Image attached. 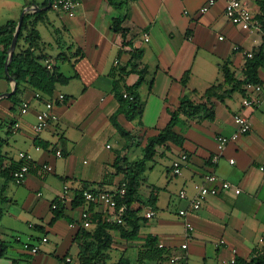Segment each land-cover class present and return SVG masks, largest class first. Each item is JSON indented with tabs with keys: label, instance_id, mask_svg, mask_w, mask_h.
<instances>
[{
	"label": "crops",
	"instance_id": "1",
	"mask_svg": "<svg viewBox=\"0 0 264 264\" xmlns=\"http://www.w3.org/2000/svg\"><path fill=\"white\" fill-rule=\"evenodd\" d=\"M45 1L30 4L19 0L11 4L12 9L23 10L34 5L44 8ZM78 1L73 17L56 12L57 21L53 23L46 14L36 27L41 35L39 52L52 57L45 65L52 63L71 78L68 84L56 86L54 99L58 95L67 98L64 105L56 108L59 121L43 133L34 132L36 115L44 109V104L36 98L37 92L26 85L20 87L17 99L0 100L1 118L3 115L9 119V114L16 111L10 123L2 118L1 128L7 129L6 137L0 136L6 157L3 164L9 165L13 160L33 165L23 185L13 180L6 183L0 178V190L5 188L8 199L0 202V242L6 246L0 264H52V257L59 264L65 263L68 257L74 260L73 264H78L83 245L94 242L88 234L97 230L99 220L106 222L108 214L102 205H87L84 193L116 191L126 180L128 167L144 159L148 141L168 125L171 112L180 106L183 98L203 102L202 97L211 86L224 84L220 65L225 63L231 65L237 79L243 80L245 64L250 59L247 54H255L264 46L263 25L253 31L234 26L225 15L226 0H216V5L206 14L199 11L209 0ZM247 2L257 16L264 0ZM18 17L8 22L19 21ZM119 18L124 19L121 28L127 30L125 38L112 27ZM48 28H52V36ZM43 29L47 30L46 35ZM146 36H149L148 42ZM54 37H59V45L58 54L52 56L47 50L53 47ZM135 50L142 52L139 69L146 70L138 90L143 111L135 120H129L123 113L118 115L116 125L112 118L121 104L116 97L115 83L118 82V92L125 94L126 87L134 86L140 78L130 66L131 53ZM61 54L63 60L56 62L55 58ZM259 78L262 93L256 92L257 86L250 85L245 88L246 95L237 91L223 101L213 99V117L182 116L176 133L185 139L183 148L172 143L156 146V155L149 161L154 163L159 156L173 155L168 175L182 178L180 192L185 190L190 200L196 196L194 184L202 182L206 174L214 173L221 181L232 184V189L209 197L199 211L190 213L188 220L194 232L189 241L185 238V220L179 211L188 209L190 203L180 198V192L176 199L170 197L164 201L157 187L149 185L142 197L146 164L138 199L132 206V210H139L137 216L142 220L139 238L129 241L122 238L119 230H109L113 244L107 254L117 253L119 245L113 248L118 243L139 255L149 236L155 237L158 245H164L170 255L181 253V245L187 242L188 264H232L234 259L251 261L263 253L264 173L259 168L264 166V68H260ZM13 90L11 81L0 79V95ZM245 99L260 102L248 108L243 104ZM12 101L19 102V110H15ZM25 102L30 109L21 115ZM236 115L249 119L251 131L231 143L217 163H213L217 138L237 132ZM18 123L20 129L14 131ZM120 128L129 136H123ZM37 140L48 143L49 148L37 146ZM112 140H116L117 148L111 144ZM130 146L142 150L132 160L128 159ZM57 151L62 152V157H57ZM21 154L27 156V161ZM182 154L189 155V161L184 164L182 175L175 176L172 164ZM45 165L51 166L52 171L44 170ZM236 189L241 193L236 194ZM78 194L82 198L76 201ZM56 200L60 201L66 217L53 222L52 205ZM172 207L176 208L174 213L170 212ZM143 208L144 216L140 213ZM85 210L93 217L89 228L82 223ZM151 211L155 216L148 219ZM34 231L42 236L35 237ZM7 233L13 238L10 243L5 240ZM23 235L28 237L26 242L22 240ZM44 238L48 241L43 242ZM52 238H56L57 244L47 248ZM27 245L36 247L38 253L32 254L25 248ZM9 248L17 252L14 257L7 254ZM118 253L124 255V252ZM123 255L109 264L118 263L122 258L133 264ZM148 263L152 262L145 264ZM134 264H138V258Z\"/></svg>",
	"mask_w": 264,
	"mask_h": 264
},
{
	"label": "trees",
	"instance_id": "2",
	"mask_svg": "<svg viewBox=\"0 0 264 264\" xmlns=\"http://www.w3.org/2000/svg\"><path fill=\"white\" fill-rule=\"evenodd\" d=\"M54 0H46L44 6L48 7L49 3ZM261 12L257 14L256 18L261 22L264 27V2L261 3ZM47 12L32 13L27 12L24 17L23 26L19 34L17 48L13 56V60L9 66L10 77L17 83L16 92L9 97V100L17 99L20 93V87L26 85L33 89L37 94L41 95V99L53 100L55 97V90L57 85H66L70 82L71 78L62 74L56 65L52 70H49L45 62L52 59V57L41 54L39 52L41 44V35L37 30V25L42 22ZM122 19H116L113 23V30L115 33H120L125 38L127 30L121 28L123 23ZM18 21H9L4 26H0V79L10 81L5 73L6 64L9 61L11 45L17 31ZM63 55L55 58L56 62L63 60ZM142 57V52L135 50L131 53L130 66L132 72L139 74L140 78L137 84L132 87H126V92L129 97H133V101L125 98L122 93L118 92V82L115 83L116 97L121 104V109L112 118L113 122L117 125V117L120 114H125L129 120H135L143 111V106L140 104V96L138 90L145 80L146 70L139 69L138 61ZM264 68V46L253 57L248 59L244 68V79L239 80L236 78L235 72L232 70L229 63L220 65V70L224 76V84L211 86L203 95V102L194 103L191 99L185 97L181 100L180 106L171 112V120L168 125L160 131V133L152 137L145 148V157L141 161L131 164L127 169L126 182L128 183L127 203L129 211L126 215V225L120 226L116 224H108L99 220L97 230L92 236L94 242L86 243L81 248L79 254L78 264H105L108 259V250L113 244V239L109 230H119L121 236L126 240H136L139 238L141 218H139V210H132V206L137 202L138 191L141 186V175L145 172L147 162L154 159L156 155V146H166L168 143L175 144L183 148L185 139L176 133V128L179 126L182 116L193 118L198 115H203L205 118L213 117V99L223 101L231 97L237 91L246 95L247 86H258L261 84L259 78V70ZM125 72V68L122 69ZM188 75L183 84H186ZM225 87H228L226 89ZM128 100V103H126ZM201 115V116H202ZM123 136H129V133L122 130ZM37 146L44 149L49 148L48 143L36 141ZM189 157V155H188ZM5 156L2 153V140L0 138V178L4 179L6 183L13 180L12 173L23 165V163H15L10 161L9 165L3 164ZM31 169L33 165H30ZM33 170V169H32ZM5 188L0 190V202H6L8 199L5 197ZM82 195L78 194L76 201L81 200ZM57 209L53 210V222L65 218L64 210L61 207L60 201L56 200ZM54 203V204H55ZM80 204V202H79ZM78 206V204L76 205ZM1 216V215H0ZM129 228V229H128ZM1 252L0 259L3 258L6 252V246L0 242ZM256 253V252H255ZM169 251L167 249H160L158 241L155 237L149 236L146 239L144 247L140 250L138 255V264H145L146 262L164 261L167 258ZM115 264H129V262L122 258ZM234 264H264V251L259 253L258 256L251 261L244 259H235Z\"/></svg>",
	"mask_w": 264,
	"mask_h": 264
},
{
	"label": "built area",
	"instance_id": "3",
	"mask_svg": "<svg viewBox=\"0 0 264 264\" xmlns=\"http://www.w3.org/2000/svg\"><path fill=\"white\" fill-rule=\"evenodd\" d=\"M216 5V0H209L206 5H204L199 13L206 14L209 10ZM79 7L78 0H54L51 2V9L73 17L77 12ZM225 15L227 19L236 27L244 31H253L261 27V22L256 18L249 8L247 0H226ZM223 39V38H221ZM146 41H149V36H146ZM249 58L253 57V53L247 54ZM46 67L49 70L53 69L52 63H46ZM263 89L261 86L256 87L257 93H262ZM125 98L133 101V97H129L127 94L124 95ZM36 98L43 100L44 109L37 113L36 123L33 127V130L36 134L43 133L50 129L54 123L59 121V115L56 112V108L59 105H64L67 101L65 95H58L56 99L53 100H44L41 99V95L37 94ZM259 99H245L243 104L245 107L252 108L259 103ZM30 105L28 102L23 103L21 107V115H26L29 112ZM234 121L237 125V132L231 136L221 135L217 138V152L215 157H213L212 162L217 163V161L222 157L227 149V147L240 139V137L247 135L251 131V123L248 118L243 115L234 116ZM20 123L16 124L14 131L20 129ZM110 148V146H108ZM57 157H62V152L57 151ZM21 158L27 161V156L21 154ZM189 157L187 154L180 155V158L173 162L172 171L175 176H181L184 164H187ZM231 164H234V161H230ZM44 170L50 172L52 167L45 165ZM259 170L264 173V166H261ZM30 173V166L28 163L23 164L18 169L14 170L12 173L13 181L17 185H23L27 180V177ZM128 183L124 181L120 187L114 192L107 191H88L84 193V201L87 205H102L106 208L107 217L105 219L106 223L117 224L120 226L126 225V215L129 211V206L127 203V191ZM233 186L227 181H221L218 176L214 173L206 174L202 182L194 184V190L196 196L190 200L188 194L185 190L180 192V198L182 200H187L190 203L188 209H182L179 211V216L185 220V229H186V240L189 241L193 232L194 226L188 220L190 213L199 211L202 208L203 203L211 196H217L221 191H226L232 189ZM241 191L236 189V194H240ZM52 209H57V204L52 205ZM155 213L153 211L147 214L148 219L154 218ZM83 227L89 228L92 225V215L89 210L83 211L82 215ZM48 239L44 238L43 242H47ZM221 244H225V241H221ZM160 249H165L164 245H158ZM27 250H30L32 254L38 253L36 247L25 246ZM181 253L177 254H168L166 260L156 261L151 264H188L189 260V245L184 243L180 247ZM236 253V250L233 251ZM74 260L70 257L65 259L63 264H73ZM235 263V259L232 264Z\"/></svg>",
	"mask_w": 264,
	"mask_h": 264
},
{
	"label": "rangeland",
	"instance_id": "4",
	"mask_svg": "<svg viewBox=\"0 0 264 264\" xmlns=\"http://www.w3.org/2000/svg\"><path fill=\"white\" fill-rule=\"evenodd\" d=\"M11 1L14 3H18L19 0H9V1L8 0H2V1L0 0V26H4L8 22L9 19L15 18V16H19L18 19H20L23 11L25 9L29 8V7H26L23 10L12 9ZM21 1H23V0H21ZM33 1L39 3V2H42L43 0H27L28 3L30 2V4ZM47 14L53 23H54V21L55 22L57 21L56 11L50 9ZM51 29L52 28H48V30L52 36L53 33H52ZM43 33H45V35H46L47 30L43 29ZM51 36L49 35V37H51ZM58 39H59V37H54L52 39L51 42L53 43V45H52L53 47H48V50H47L48 54H50L52 56L58 54V49H57V46L59 45ZM59 51H61V50H59ZM61 63H63V62H61ZM61 63H59V64L62 67ZM12 102H14V101H12ZM14 104L16 107L15 110H19V105H20L19 102L18 103L17 102L12 103V105H14ZM15 114H16V111H14V112L12 111L11 114H9V119L4 117L3 115H2V118L7 120L5 122L10 123L11 120L14 119ZM2 118L0 115V136L6 137L7 129L1 128ZM116 143H117L116 140H112V142H111V144H113L117 148L118 145ZM130 145H132V144H130ZM129 150H130L129 155H128L129 160L136 158L135 157L136 153H138V154L142 153V150H139L138 148H136L134 146H130ZM173 158H174L173 155L168 154L164 158L160 157V156L157 157L156 161L154 163H150V162L147 163L148 168L142 176V183H143L144 188L142 189L141 193H142L143 198L145 197L146 190L148 189V186L153 185V186L157 187V191H159L160 194L162 195V197H164V201H166V200L168 201L170 197H173V199L174 198L176 199V197L179 194L180 189H181L182 178L181 177H172V176L168 175V168L170 167V164H171ZM168 184H169V189H168V191H166V187L168 186ZM175 211H176L175 207H172L170 209V212H172V213H174ZM145 212H146L145 208L141 209V211H140L142 216L145 215ZM25 234H27V232ZM33 234L35 237L42 236V234L38 231H34ZM22 238H23L22 240L24 242H26L28 237L23 235ZM5 240L10 243L13 241V238L9 233H7V235H5ZM56 241H57L56 238H52V241L49 244H46V247L47 248H52V247L54 248L57 244ZM14 244L15 243H13V246H14ZM114 245L115 246H114L113 250L116 249V247L118 245H119L120 250H116L117 253H115L113 251L110 252L111 256H110V254H107L108 259L106 260L105 264H109L110 261L119 260V258H121V256L123 255L122 253H118L119 251L124 252L123 256L127 257L133 264L137 261L138 253H136L134 250H130L131 248H126V245H124V244L121 245V244L115 243ZM110 249H112V248H110ZM7 254L11 257L12 256L14 257L17 254V252H15L12 248L11 249L9 248ZM51 259H52V264H59L58 260L56 258L52 257ZM148 264H150V263H148Z\"/></svg>",
	"mask_w": 264,
	"mask_h": 264
},
{
	"label": "water",
	"instance_id": "5",
	"mask_svg": "<svg viewBox=\"0 0 264 264\" xmlns=\"http://www.w3.org/2000/svg\"><path fill=\"white\" fill-rule=\"evenodd\" d=\"M51 9V2L49 3L48 7H44V8H40V7H37V6H33V7H29L27 9H25L18 21V26H17V31H16V34H15V37L13 39V42H12V45H11V51H10V55H9V61L8 63L6 64V68H5V73L6 75L9 77L10 81L14 84V90L10 93H6V94H1L0 95V100L4 99V98H9L11 97L17 90V83L15 82V80L13 78L10 77V74H9V66L13 60V56H14V53L16 51V48H17V42H18V38H19V34L21 32V29H22V26H23V22H24V17H25V14L27 12H43V11H49Z\"/></svg>",
	"mask_w": 264,
	"mask_h": 264
}]
</instances>
